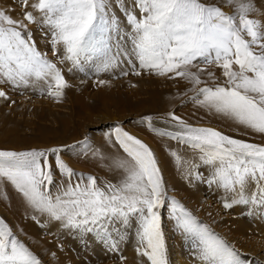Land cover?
Here are the masks:
<instances>
[{"label":"snow or ice","instance_id":"snow-or-ice-1","mask_svg":"<svg viewBox=\"0 0 264 264\" xmlns=\"http://www.w3.org/2000/svg\"><path fill=\"white\" fill-rule=\"evenodd\" d=\"M225 3L235 7V14L203 0H131L119 6L128 30L110 11L115 0H35L31 8L38 15L24 11L20 20L0 10V82L62 100L71 85L57 62L38 49L28 25L39 24L49 34L53 55L61 64L70 63V70L99 75L127 63L136 76L147 71L182 79L192 85L191 99L200 108L264 136V22L250 18L257 11L252 0ZM21 6L27 9L28 0ZM210 66L218 67L220 76L209 72ZM0 98L8 99L5 91L0 90ZM166 122L175 130L156 128L152 116L140 121L199 154L211 168L209 185L226 194L224 208L251 206L264 215V144L188 123L173 113ZM105 136L126 154L112 162L120 173L117 183L101 186L95 176L75 172L60 156L64 149L53 148L0 150V184L10 183L31 209L65 228L95 233L114 252L125 238L122 229L135 221L137 251L150 264H169L161 214L167 205L169 218L200 264H245L234 245L169 197L157 157L146 143L119 125ZM89 147L86 138L80 148L86 154ZM50 153L60 174L55 183ZM171 155L186 166L187 175L200 178L193 172L195 163ZM0 264H42L2 218Z\"/></svg>","mask_w":264,"mask_h":264},{"label":"rangeland","instance_id":"rangeland-1","mask_svg":"<svg viewBox=\"0 0 264 264\" xmlns=\"http://www.w3.org/2000/svg\"><path fill=\"white\" fill-rule=\"evenodd\" d=\"M22 2L23 0H0V10L6 11L14 19H23L24 11L34 12L31 4L35 0H28L27 9L22 8ZM203 2L215 4L229 15L235 14V7L228 6L225 0ZM122 3L131 5V0H115L116 7L110 11L120 18L122 28L128 30L125 17L119 10ZM252 3L257 11L251 13L250 18L264 22V0H252ZM34 15L38 13L34 12ZM28 27L38 49L57 62L71 86L65 90L62 100L57 102L46 95H39L31 87L15 88L11 84L0 82V90L5 91L8 96V99L0 98V150L50 152L53 148H62L64 151L60 153L61 158L75 172L93 175L98 184L103 186L108 181L118 182L120 173L112 168V162L116 157L126 156L118 144L109 143L105 136L110 129L119 125L153 150L169 197L180 201L202 223L208 224L234 245L245 264H264V215L251 206L224 208L226 194L215 184L209 185L211 168L200 162L199 154L176 140L157 135L146 123L142 124L140 121L146 116H152L156 128L174 131L172 124L166 122L169 120V113H173L188 123L213 127L250 143L264 144V136L230 121L221 123L212 119L207 111H202L193 102L192 85L182 79L160 77L147 71L136 76L127 63H121L110 72L99 75L93 72L85 75L77 70H70V63L61 64L59 58L53 55L46 30L39 24H29ZM122 71H128L129 74L124 76ZM208 71L220 76L221 70L210 66ZM202 78L209 80L207 75ZM165 102L169 103L167 107L163 105ZM154 103L157 108H154ZM86 138L90 147L85 154L80 144ZM73 145L76 146L75 150L70 147ZM156 150L162 152L160 158L165 164L159 163ZM173 152L184 160L195 163L197 167L193 172L198 173L200 178L195 174L187 175L186 166L177 164L171 155ZM48 160L54 165L55 157L51 153ZM53 171L55 183L60 180V174L55 165ZM161 214L167 250L169 248V264H175L179 259L183 264H200L186 238L169 218L167 205L161 210ZM0 218L13 228L19 239L34 252L42 264H150L137 251L135 221L131 227L122 229L125 238L119 242V250L114 252L95 233L80 234L77 230L65 228L61 222L36 213L7 182L0 184ZM240 221L247 224L244 230L247 233L235 231V223Z\"/></svg>","mask_w":264,"mask_h":264},{"label":"bare ground","instance_id":"bare-ground-1","mask_svg":"<svg viewBox=\"0 0 264 264\" xmlns=\"http://www.w3.org/2000/svg\"><path fill=\"white\" fill-rule=\"evenodd\" d=\"M168 102H165L163 105H165L166 107L168 106ZM153 106H154V108H157V104L156 103H154L153 104ZM199 107V106H198ZM200 108V107H199ZM202 111H206L205 109H203V108H200ZM207 114H208V116H210L212 119H214V120H219V122H221V123H223V120H221L219 117H216V116H213V115H211V114H209L208 112H207ZM226 124V123H225ZM144 139V138H143ZM156 148V147H155ZM156 152H157V154H158V158H159V163L162 165V164H165V163H163V159H161L160 158V154L162 155V152L161 151H159V150H156ZM167 167V166H166ZM163 168V167H162ZM167 172L164 170V174L167 176V174H166ZM233 209V208H232ZM236 211V210H235ZM235 231H237L238 233H242V231H243V233H247L246 231H244L245 229H246V227H247V224H243L241 221L240 222H238V223H235ZM260 230H262V229H260ZM263 232H264V230H263ZM247 236V235H246ZM247 240V239H246ZM263 241H264V239H263ZM261 242V241H260ZM87 243V242H86ZM262 248H264V247H262ZM168 250H169V248H168ZM174 253V252H173ZM130 254V253H129ZM178 255V254H177ZM178 257H180V256H178ZM256 257V256H255ZM180 260V259H179ZM179 260H177V262L175 263V264H183V263H181ZM182 261V260H181Z\"/></svg>","mask_w":264,"mask_h":264}]
</instances>
